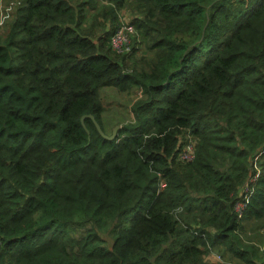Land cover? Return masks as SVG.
<instances>
[{"label": "trees", "instance_id": "trees-1", "mask_svg": "<svg viewBox=\"0 0 264 264\" xmlns=\"http://www.w3.org/2000/svg\"><path fill=\"white\" fill-rule=\"evenodd\" d=\"M19 1L0 34V264H259L241 235L264 228V0ZM120 12L130 54L110 46ZM109 87L141 94L111 140Z\"/></svg>", "mask_w": 264, "mask_h": 264}, {"label": "rangeland", "instance_id": "rangeland-1", "mask_svg": "<svg viewBox=\"0 0 264 264\" xmlns=\"http://www.w3.org/2000/svg\"><path fill=\"white\" fill-rule=\"evenodd\" d=\"M15 1V2H14ZM76 4L79 0H66ZM3 6L0 9V34L6 32V25L14 21L16 18L17 11L19 10V2L16 0H2ZM14 3L11 5V3ZM120 15H125L128 19L129 16L125 12H120ZM7 19L5 22H3ZM102 104L104 107V125L106 132L111 134L115 127H120L122 123H127L132 120V114L130 112L131 105L140 97V91L136 88H131L128 91L121 92L116 88H105L101 92ZM118 131V129H117ZM116 131V133H117ZM264 223V219L262 220ZM264 225V224H263ZM258 224H250L246 227V231H251V235L242 236L243 241L246 243L252 242L254 244H260L264 250V228H258ZM262 230V231H259ZM246 238V239H245ZM247 240H250L248 242ZM213 251H211L212 253ZM263 254V253H261ZM209 260V259H207ZM223 260V259H222ZM211 261V260H209ZM232 259L229 260L230 263H234ZM212 262V261H211Z\"/></svg>", "mask_w": 264, "mask_h": 264}, {"label": "built area", "instance_id": "built-area-1", "mask_svg": "<svg viewBox=\"0 0 264 264\" xmlns=\"http://www.w3.org/2000/svg\"><path fill=\"white\" fill-rule=\"evenodd\" d=\"M16 1H18L19 5L21 6L20 1L19 0ZM13 4L14 3L12 2L11 5ZM2 6H3V2L2 0H0V9L2 8ZM118 19H119V24L110 38L111 49L113 52L117 54H130L132 50L131 39L132 36L135 34V30L133 26L129 23L128 18L125 15L119 14ZM6 20L7 19H5L3 22H5ZM178 158L179 160L182 161L192 160L193 147L192 144L190 143V140L187 142V144L184 147V150L182 151V153L179 155ZM258 177H259V170L255 169V171L249 175L246 182L241 188V195L238 197L239 201L236 202L234 205V210L238 218L242 217V213L245 210L246 203L253 194V186L256 183ZM164 185H165L164 180L160 177V182L158 184L159 189H162ZM210 254L217 261L223 262L222 258L214 255L213 252L212 253L210 252Z\"/></svg>", "mask_w": 264, "mask_h": 264}, {"label": "crops", "instance_id": "crops-1", "mask_svg": "<svg viewBox=\"0 0 264 264\" xmlns=\"http://www.w3.org/2000/svg\"><path fill=\"white\" fill-rule=\"evenodd\" d=\"M263 230H264V229H263ZM259 231H262V230H259ZM248 234L251 235V231H246V229H245V232L243 233V235L247 237ZM243 235H241V237H242ZM245 239H246V238H245ZM252 242H253V241H252ZM254 245L258 247L259 254L262 255V257L264 258V250H263V247H262L260 244L258 245V244L255 243V242H254ZM213 253H214V255L220 257V255H219L218 253H216V252H214V251H213ZM261 253H263V254H261ZM209 260H211L212 262H219V261H217L214 257H212L211 254L209 255ZM255 262H257V263H259V264H260V263H264V259H262V258H261V260H257V259H255ZM229 264H232V263L229 262ZM233 264H235V263H233Z\"/></svg>", "mask_w": 264, "mask_h": 264}, {"label": "water", "instance_id": "water-1", "mask_svg": "<svg viewBox=\"0 0 264 264\" xmlns=\"http://www.w3.org/2000/svg\"><path fill=\"white\" fill-rule=\"evenodd\" d=\"M87 117L94 121V119H93L92 116H86V117H83V118L81 119V121L83 122V119H84V118H87ZM94 124H95V126H96V128H97L99 134H100L101 136H103V137L109 139V140L113 139V138L116 136V131H117V129L120 128V127H119V128H118V127H115L114 130H113V132L110 134V136H106V135H104V134L102 133V131L100 130L99 126H98L96 123H94Z\"/></svg>", "mask_w": 264, "mask_h": 264}]
</instances>
